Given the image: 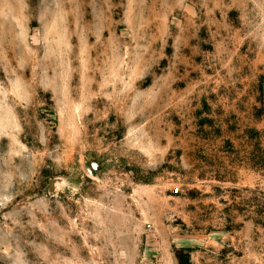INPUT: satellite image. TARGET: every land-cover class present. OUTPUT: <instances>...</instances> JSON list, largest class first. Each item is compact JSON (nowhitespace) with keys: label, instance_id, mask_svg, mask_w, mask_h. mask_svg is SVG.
I'll use <instances>...</instances> for the list:
<instances>
[{"label":"rangeland","instance_id":"rangeland-1","mask_svg":"<svg viewBox=\"0 0 264 264\" xmlns=\"http://www.w3.org/2000/svg\"><path fill=\"white\" fill-rule=\"evenodd\" d=\"M0 264H264V0H0Z\"/></svg>","mask_w":264,"mask_h":264}]
</instances>
